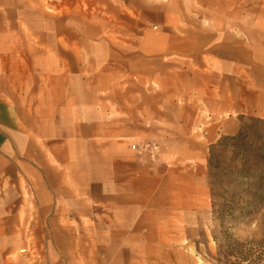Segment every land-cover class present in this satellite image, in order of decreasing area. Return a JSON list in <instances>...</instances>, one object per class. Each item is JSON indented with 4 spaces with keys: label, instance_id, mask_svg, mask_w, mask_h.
<instances>
[{
    "label": "crops",
    "instance_id": "crops-1",
    "mask_svg": "<svg viewBox=\"0 0 264 264\" xmlns=\"http://www.w3.org/2000/svg\"><path fill=\"white\" fill-rule=\"evenodd\" d=\"M47 1L0 0V264H151L206 220L212 149L264 120V0H134L140 33L85 45L72 20L48 40Z\"/></svg>",
    "mask_w": 264,
    "mask_h": 264
},
{
    "label": "rangeland",
    "instance_id": "rangeland-1",
    "mask_svg": "<svg viewBox=\"0 0 264 264\" xmlns=\"http://www.w3.org/2000/svg\"><path fill=\"white\" fill-rule=\"evenodd\" d=\"M46 9L48 40L54 37L50 26L56 22L60 24V20H72L79 30V40L84 41V45L88 40L87 26L92 23L96 42L104 39L118 42L123 37L122 33H140L150 20L148 3L134 0H48ZM62 10H73V17H56L55 14ZM86 51V48L79 49L77 66L79 73L85 77L92 74L94 69L87 62ZM47 70V85L50 87L54 83L52 77L56 76L55 66L48 63ZM64 70L69 71V68L65 67ZM234 136L235 139L223 137L211 151L213 167L208 165L211 196L206 220L190 225L182 233L168 234L160 241L151 264H219V246L215 235L223 236L225 229L221 227L216 212L223 203L227 207L251 210L226 224L234 238L242 241L264 239V197L260 199V195L255 194L257 190L261 191V185L264 184V120L243 118L240 132ZM13 259L14 264H23L22 257L14 256ZM35 259L32 257L26 262Z\"/></svg>",
    "mask_w": 264,
    "mask_h": 264
},
{
    "label": "trees",
    "instance_id": "trees-1",
    "mask_svg": "<svg viewBox=\"0 0 264 264\" xmlns=\"http://www.w3.org/2000/svg\"><path fill=\"white\" fill-rule=\"evenodd\" d=\"M236 136L230 138L235 139ZM210 167H213L211 158L209 159ZM216 167V166H215ZM261 191L257 190L255 194H259V198L264 197V184L261 185ZM251 210L243 208L235 209L233 206H228L223 203L222 208L217 210V218L221 222V227L225 229L223 236L215 239L218 242V263L219 264H264V239L242 241L234 238L228 231V224L235 220L238 216L250 213Z\"/></svg>",
    "mask_w": 264,
    "mask_h": 264
},
{
    "label": "built area",
    "instance_id": "built-area-1",
    "mask_svg": "<svg viewBox=\"0 0 264 264\" xmlns=\"http://www.w3.org/2000/svg\"><path fill=\"white\" fill-rule=\"evenodd\" d=\"M131 148L139 154H148L152 158H154L159 151V146L150 141H145L142 143L134 142L131 144Z\"/></svg>",
    "mask_w": 264,
    "mask_h": 264
}]
</instances>
